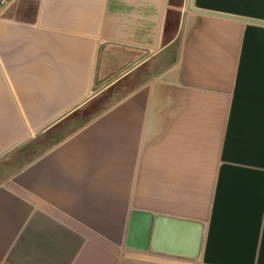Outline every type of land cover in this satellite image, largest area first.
Instances as JSON below:
<instances>
[{
    "label": "crops",
    "instance_id": "crops-1",
    "mask_svg": "<svg viewBox=\"0 0 264 264\" xmlns=\"http://www.w3.org/2000/svg\"><path fill=\"white\" fill-rule=\"evenodd\" d=\"M0 264H264V0H0Z\"/></svg>",
    "mask_w": 264,
    "mask_h": 264
},
{
    "label": "water",
    "instance_id": "water-1",
    "mask_svg": "<svg viewBox=\"0 0 264 264\" xmlns=\"http://www.w3.org/2000/svg\"><path fill=\"white\" fill-rule=\"evenodd\" d=\"M134 222L135 220H138L141 222V226L144 228L142 234L140 235V248L145 249L147 247V242H148V234H149V228H150V223H151V215L144 214V213H136L134 216ZM170 227V228H175L177 230H183L186 232H191L192 233V245L188 251V253H180L179 251H173L171 249L165 250V249H160L157 247V239L156 237L159 236V229L161 227ZM155 236L153 239V242L151 244V248L155 251H160V252H167L171 254H176V255H185L187 257H197L199 253V249L201 246V241H202V235H203V225L198 224V223H193L189 221H179V220H174V219H167V218H159L156 220L155 224ZM128 244L131 246V238L128 242ZM133 246V245H132Z\"/></svg>",
    "mask_w": 264,
    "mask_h": 264
},
{
    "label": "built area",
    "instance_id": "built-area-1",
    "mask_svg": "<svg viewBox=\"0 0 264 264\" xmlns=\"http://www.w3.org/2000/svg\"><path fill=\"white\" fill-rule=\"evenodd\" d=\"M2 3H3V1H2Z\"/></svg>",
    "mask_w": 264,
    "mask_h": 264
}]
</instances>
